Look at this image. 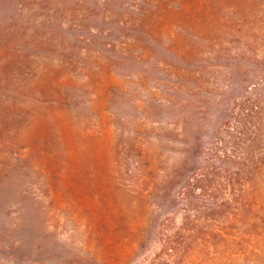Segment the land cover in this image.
<instances>
[{
  "label": "trees",
  "instance_id": "16d2710c",
  "mask_svg": "<svg viewBox=\"0 0 264 264\" xmlns=\"http://www.w3.org/2000/svg\"><path fill=\"white\" fill-rule=\"evenodd\" d=\"M93 52L137 84L111 88L109 106L145 198L180 209L176 231H192L165 232L172 211L154 226L161 248L147 264H207L200 231H264V0H0V264H124L109 262L103 232L85 230L79 245L51 229L45 203L63 163L56 169L12 136L27 117L24 98L69 104L86 91L22 87L14 77L33 55L71 70ZM146 82L157 92L141 99ZM253 252L264 264V251Z\"/></svg>",
  "mask_w": 264,
  "mask_h": 264
},
{
  "label": "rangeland",
  "instance_id": "374dc122",
  "mask_svg": "<svg viewBox=\"0 0 264 264\" xmlns=\"http://www.w3.org/2000/svg\"><path fill=\"white\" fill-rule=\"evenodd\" d=\"M43 56L33 55L31 65L18 72L22 77L15 76V81L21 79L22 87H37L38 96L47 95L56 85L62 91L65 86L86 89L82 101L69 104L53 101L55 94L44 102L24 98L27 117L20 129L12 131L17 144L41 155L45 163L56 169L63 163L57 192L45 203L49 225L57 228L60 239L74 237L79 245L86 231L103 232L107 239L101 247L109 262L147 264L161 248L154 226L172 211L171 221L167 220L169 231L165 232L189 236L192 231H176L183 223L180 209L161 210L145 198L148 191H142V173L136 163H128L124 157V136L118 128L117 108L109 106L110 90L127 83L134 89L137 84L113 72L103 60L97 62L102 57L97 52L91 54L89 63L84 65L79 60L77 68L71 70L66 69L63 58ZM144 87L140 89L141 99L147 98L149 90L157 92L149 82ZM158 145L153 140L154 149L160 151ZM165 153L163 159L169 165L175 156ZM99 221L102 224H97ZM146 232L149 238L143 240ZM200 232L203 239L196 245L204 251L207 264H255L253 251H264V231ZM189 245L185 242L183 246Z\"/></svg>",
  "mask_w": 264,
  "mask_h": 264
}]
</instances>
